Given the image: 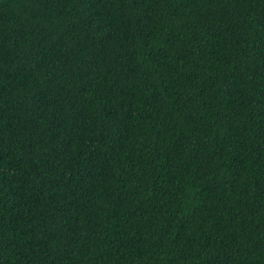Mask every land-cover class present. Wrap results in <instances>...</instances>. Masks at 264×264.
I'll return each instance as SVG.
<instances>
[{
    "label": "trees",
    "instance_id": "1",
    "mask_svg": "<svg viewBox=\"0 0 264 264\" xmlns=\"http://www.w3.org/2000/svg\"><path fill=\"white\" fill-rule=\"evenodd\" d=\"M0 264H264V0H0Z\"/></svg>",
    "mask_w": 264,
    "mask_h": 264
}]
</instances>
